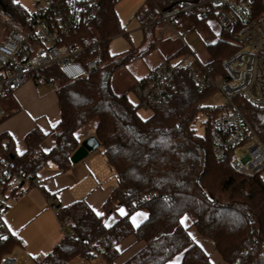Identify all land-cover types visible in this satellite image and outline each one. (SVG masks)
Segmentation results:
<instances>
[{"label": "trees", "instance_id": "obj_1", "mask_svg": "<svg viewBox=\"0 0 264 264\" xmlns=\"http://www.w3.org/2000/svg\"><path fill=\"white\" fill-rule=\"evenodd\" d=\"M117 1L103 0L97 17L81 28L86 38L107 40L99 69L76 79L67 78L57 65L42 70L59 84L55 88L60 108L57 124L49 131L30 130L23 153L17 152L8 133L0 134V145L8 144L13 167L33 179L51 164L62 172L70 169L74 151L84 138L94 135L96 148H101L116 180L104 203L105 214L98 215L84 200L58 210L64 236L40 264H70L98 256L101 264H118V244L129 236L144 244L119 264H214L211 254L191 235L192 227L213 241L214 250L227 264H264V178L259 173L242 174L215 156L211 127L226 110L222 103L207 102L216 88L211 85L199 92L189 68L181 67L170 97L147 107L151 109L148 117L139 113L142 106L130 99L128 91L113 88L114 72L143 54L109 51L108 42L125 31L115 8ZM160 1L172 4L178 0ZM0 6L16 23L29 22L30 11L19 1L0 0ZM226 36L208 45L212 61L207 65L212 74H221L222 60L237 49L233 35ZM189 53L183 45L174 55ZM236 101L264 141V106L241 96ZM202 113L207 115L204 136L195 128ZM93 120L97 121L93 132L82 138L81 128ZM47 137L54 140L50 150L42 148ZM122 206L126 213L107 225L106 214ZM140 209H146L147 216L134 224L132 215ZM185 215L191 220L188 225L183 221ZM19 244L10 234L0 245V257Z\"/></svg>", "mask_w": 264, "mask_h": 264}, {"label": "built area", "instance_id": "obj_2", "mask_svg": "<svg viewBox=\"0 0 264 264\" xmlns=\"http://www.w3.org/2000/svg\"><path fill=\"white\" fill-rule=\"evenodd\" d=\"M103 0H34L30 11V31L11 26L0 42V93L15 91L29 79L53 84L42 70L57 65L69 79L89 75L102 66L107 40L81 34L82 25L97 17ZM156 2V0H154ZM153 23L161 22L163 30L181 39L194 58L186 55L178 63L163 60L134 84L137 103L147 108L167 100L181 67L189 68V76L202 92L214 86L222 95L226 110L211 127L213 152L236 171L255 175L264 169V141L236 101L237 96L264 106V0H178L157 5ZM215 13L233 35L237 49L222 60V73L212 74V67L198 63L186 26L188 18L201 22ZM151 25V23L149 24ZM194 59L197 65L194 64ZM1 98V95H0ZM4 110L0 105V119ZM8 144L0 145V245L10 236L4 219L13 194L24 185L38 183L23 171L16 170L7 156ZM57 210L62 206L49 199ZM101 253V247L98 248ZM22 256L15 253L0 257V264H19Z\"/></svg>", "mask_w": 264, "mask_h": 264}, {"label": "crops", "instance_id": "obj_3", "mask_svg": "<svg viewBox=\"0 0 264 264\" xmlns=\"http://www.w3.org/2000/svg\"><path fill=\"white\" fill-rule=\"evenodd\" d=\"M17 1L29 11L32 6L34 7V0ZM40 83L45 82L29 79L15 91L10 92V94L14 93L13 99L18 104L15 105L13 102L8 112L4 111V115L0 119V134L8 133L12 137L18 153H23L26 150L25 136L30 130L40 127L44 131H49L60 118L56 90L43 91L37 85ZM53 145L54 140L51 137H47L42 142V148L45 150H50ZM107 171L112 174L110 177L105 175ZM112 177L114 174L102 151L94 148L67 171L62 172L55 164H51L42 170L37 180L38 183L24 185L13 194L3 216L11 234L20 240L18 246L21 247V256L33 259L39 256L43 257L64 236V227L59 219L58 210L50 204L49 199L63 208L70 206L75 201L84 200L96 213L103 215L105 213L104 203L116 183L115 177L114 179ZM125 213L124 206L118 208L115 213L108 216L106 224L111 225L120 214ZM146 216V209L137 210L132 215V221L134 224H138ZM183 221L186 225L191 222L187 215L183 217ZM190 233L211 254L214 264H227L214 250L212 240L201 236L195 227L190 229ZM143 244V242H136L133 236L122 240L118 244L121 255L116 263L119 264L129 258ZM178 261H180L179 257L176 259V262Z\"/></svg>", "mask_w": 264, "mask_h": 264}, {"label": "rangeland", "instance_id": "obj_4", "mask_svg": "<svg viewBox=\"0 0 264 264\" xmlns=\"http://www.w3.org/2000/svg\"><path fill=\"white\" fill-rule=\"evenodd\" d=\"M157 5L164 4H162V1L159 2V0H156V2L150 0H118L115 4L119 20L125 31L117 36H114L108 42L110 53L125 54L130 50H138L139 53H143L142 55L136 57V59H134L131 63L116 70L111 80L113 88L120 93L128 91L129 97L133 102H137V97L134 91H132V86L142 75L146 74V72L154 68L163 60L168 59L174 63H178L184 57V55H174L175 52L182 46V40L175 39L176 37L172 31L163 30V24L161 22L152 24L153 20L157 17ZM33 9L34 7L32 6L30 10L33 11ZM150 23L151 25H149ZM30 25V22L24 24H20V22L16 23L0 6V42L8 36L11 26L23 27L26 31H30ZM181 25L186 26L191 35L193 34L190 44L195 52L198 63L202 62L204 64H208L211 62L212 55L209 52L208 45L216 43L218 40L227 39L228 37L226 35L230 34L225 28L222 20L215 13L209 14L201 22L197 23L191 18L185 19L179 26ZM91 38L92 36L87 37L86 40L90 41ZM153 44L154 46L151 47ZM188 56L194 58V54L192 53H189ZM37 85L41 90L46 91L55 89L59 84L55 81L53 84L45 82ZM0 95V105L5 113L8 112L10 107L13 105V102L15 105L18 104L13 99L14 93L6 94L5 92H2ZM207 102L221 104L223 102V97L216 89V92L207 98ZM139 113L143 117H148L151 114V109L140 107ZM206 119L207 115L202 113L199 114L195 121V128L202 136L206 134ZM96 122V120H93L81 128L83 130L81 135L82 138L93 132ZM96 149H100L101 151L100 147ZM41 172L42 170L38 173L37 179L39 178ZM259 174L264 178V169H262ZM105 175H109L108 177H110L112 174H109L107 171ZM112 179H114V177H112ZM112 213L106 214L105 218L107 219ZM20 250L21 247L17 246L11 253H15L20 256ZM41 258L42 257L40 256L36 257V259L23 256L19 264H40L39 260ZM101 262L102 259L98 256L92 258L90 261L78 258L73 261V264H101Z\"/></svg>", "mask_w": 264, "mask_h": 264}, {"label": "water", "instance_id": "obj_5", "mask_svg": "<svg viewBox=\"0 0 264 264\" xmlns=\"http://www.w3.org/2000/svg\"><path fill=\"white\" fill-rule=\"evenodd\" d=\"M98 146V140L94 135L88 136L82 140L79 147L74 151L71 158L74 162H78L84 158L91 150Z\"/></svg>", "mask_w": 264, "mask_h": 264}, {"label": "snow or ice", "instance_id": "obj_6", "mask_svg": "<svg viewBox=\"0 0 264 264\" xmlns=\"http://www.w3.org/2000/svg\"><path fill=\"white\" fill-rule=\"evenodd\" d=\"M98 215H100V213H98Z\"/></svg>", "mask_w": 264, "mask_h": 264}]
</instances>
